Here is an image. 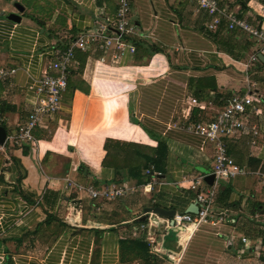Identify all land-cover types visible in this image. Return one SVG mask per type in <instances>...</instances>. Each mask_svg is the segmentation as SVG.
<instances>
[{
    "label": "crops",
    "instance_id": "1",
    "mask_svg": "<svg viewBox=\"0 0 264 264\" xmlns=\"http://www.w3.org/2000/svg\"><path fill=\"white\" fill-rule=\"evenodd\" d=\"M219 3L264 27V0ZM117 11L118 0H0V71L16 69L0 77V124L5 122L8 135L27 120L37 99L29 88L33 80L58 73L52 67L55 53L82 33L100 30L103 22L109 24L103 33H117ZM12 12L20 14L19 22L9 17ZM209 17L199 10V0H132L133 32L124 37L123 55L118 56L116 44L107 53L100 42L74 47L72 93H63L61 109L34 129V142L17 145L7 139L0 145V264H149L145 252L167 264L180 249L178 230L166 225L170 216L146 213V208L187 212L196 204L191 184L197 179L204 189L215 185L213 211L224 220L192 234L183 264H264L262 236L254 237L264 225V65L251 60L257 45L247 32L228 28L226 21L208 29ZM103 56L107 65L130 69L141 90L126 82L131 85L127 94L113 88L106 103L94 96L93 85H99L94 67ZM212 78L220 89L203 91ZM249 88L261 98L259 112L249 118L259 135L254 142L245 130L224 140L229 155L251 173L215 177L210 184L206 178L214 174L215 144L186 125L212 120L233 95ZM100 124L104 138L96 147L84 146L85 136L99 138L84 128ZM110 138L128 143L124 147L131 157L120 165L122 173L113 157L104 161ZM159 142L164 147L158 165L145 169L147 180L128 178L130 166L143 163L136 149L153 154ZM154 175V188H143ZM66 177L128 191L115 199H95L75 188L65 190ZM154 219L159 252L150 251L149 229H141L143 221ZM135 241L146 242L148 249Z\"/></svg>",
    "mask_w": 264,
    "mask_h": 264
},
{
    "label": "built area",
    "instance_id": "2",
    "mask_svg": "<svg viewBox=\"0 0 264 264\" xmlns=\"http://www.w3.org/2000/svg\"><path fill=\"white\" fill-rule=\"evenodd\" d=\"M132 8V0H118V11L114 20V27L117 33L112 35L105 34L109 24L103 22L99 25L98 31L84 32L79 35L71 46L67 49H59L55 53V59L52 67L58 70L57 74L45 73L41 78L34 79L29 88L37 94V99L32 105L28 114L27 120L22 123L19 128L12 134L8 135L10 139L17 145L23 142H34V129L42 125L45 118L58 112L62 107L63 93L67 90L68 80L70 76V67L75 57L74 47L85 49L88 44L100 42V47L107 53L110 48L116 44L119 52L118 56L124 54L127 44L124 37L133 32L130 26L129 15ZM199 10H204L209 14V20L206 22L208 29H217L223 21H226L228 28L241 29L247 32L255 41L257 47L251 56V60H258L260 54L264 56V27L253 25L247 19L238 16L234 11H228L220 6L219 0H199ZM130 46V45H129ZM130 50L134 51V47L130 46ZM117 56V58H118ZM106 58L103 56L97 61V66L104 64ZM16 69H3L0 71V77L6 79L14 74ZM260 96L249 88L245 94L233 95L224 107L216 114V116L208 122H194L186 125V130L200 136L206 141L213 142L216 147L214 158L213 173L217 179L219 178H235L239 175L251 173L244 167L239 165L227 151L225 137L238 135L241 131H249L253 136L254 142L259 135V130L254 124H249L250 115L259 112ZM194 101H196L194 99ZM3 116L0 113V120ZM2 148V147H1ZM151 173V170H147ZM263 175V173H262ZM157 175L152 176L151 181L147 182L142 187L147 190H152L154 184L158 181ZM65 190L75 188L90 196L91 198H107L115 199L118 196L125 194L128 190L116 185H106L98 188L92 184H83L75 181L71 177L65 178ZM191 189L196 191V203L199 205V211L194 214L190 212H176L171 219H166V225L177 228L178 244L180 249L178 253L172 254L167 264H183V256L192 237L198 229L206 224L216 226L223 222L224 218L221 215H215L213 211V201L215 196V185L204 189L201 187V179L192 182ZM154 215L150 214L149 216ZM143 215H140L141 217ZM159 226L157 219L148 221V224L143 221L141 229H149L148 245L151 252H159L160 246L157 245L156 230ZM193 226V230L189 236L183 232L189 231ZM247 238H243L246 241Z\"/></svg>",
    "mask_w": 264,
    "mask_h": 264
},
{
    "label": "trees",
    "instance_id": "3",
    "mask_svg": "<svg viewBox=\"0 0 264 264\" xmlns=\"http://www.w3.org/2000/svg\"><path fill=\"white\" fill-rule=\"evenodd\" d=\"M27 2H29V0H27ZM231 53L233 55H236L237 57V54H235L234 51L231 50ZM258 63H260L261 65H264V61L259 58L258 60ZM211 79V78H208V80ZM213 80V84L212 85H208V86H205L203 89V91H205V89L209 88L211 90H219V86L217 85V82H216V79L215 78H212ZM72 84V81H71V78L69 76V80H68V87H67V91L69 89V94L71 95V91H70V85ZM74 89H77V86L74 87ZM202 92V91H201ZM0 109H2V107H0ZM132 121L134 123H137L136 119H134L132 117ZM1 124L3 126H6L5 122H1ZM8 129V128H7ZM131 145L134 144L135 146H139V144L137 143H134V142H130ZM128 144L127 142H124V141H121V140H116V139H107L106 142H105V145H104V148L106 150V157L104 159L105 160H111V158L113 157V159L117 162V169H118V172L119 173H122L120 169V165L122 164H128L127 162H125V159L126 158H130L131 155H128V150H129V147L127 149H125L124 145ZM145 146H148V145H145ZM149 147V146H148ZM163 145L161 142H159L157 148H155V151L154 153L152 154L151 151H141L140 149H136V153L139 155V157L143 159V163L142 164H136V165H131L129 168L130 169V174H128V178H135L137 179V181H139V183H142V182H145L147 180L146 176H145V169H147V167L150 166V164H155L158 165V161H159V156H160V152L161 150L163 149ZM134 153V154H136ZM134 154L132 155V159H133V156ZM132 172V173H131ZM258 232L256 233V236L254 237H257L258 236H262V248L263 249V255L261 256V258L263 259L264 261V225L260 228V229H257ZM136 246H138L141 250L143 249H148V246H147V243L144 242V241H135L134 242ZM142 257L144 258V261L146 263H149V264H160V261L158 260V257L145 252L143 253Z\"/></svg>",
    "mask_w": 264,
    "mask_h": 264
},
{
    "label": "rangeland",
    "instance_id": "4",
    "mask_svg": "<svg viewBox=\"0 0 264 264\" xmlns=\"http://www.w3.org/2000/svg\"><path fill=\"white\" fill-rule=\"evenodd\" d=\"M24 17L26 19V16ZM129 70L130 69L122 68L119 66V64H114V63L112 65H107L104 63L98 66V68L94 67L93 77L95 78V80L99 82V85L98 86L93 85L94 86L93 95L96 96L102 102L103 101L105 102L113 88H116V90H122V92L127 94V91L131 89V85L126 86L125 85L126 82H128L129 84L135 83L136 86L139 87V90H141V87L143 86L140 83L141 81L140 80L132 81L129 77L130 74L128 75ZM101 125L102 124L96 125L95 127L88 129L84 128L85 134H94V137L97 136L99 137L96 139H92V137L85 136L86 141L82 139L84 146L89 148L96 147L95 145H97L100 142L99 140L104 138V135L100 132V128H98ZM88 140H91V142H89L90 145H88L89 144Z\"/></svg>",
    "mask_w": 264,
    "mask_h": 264
},
{
    "label": "water",
    "instance_id": "5",
    "mask_svg": "<svg viewBox=\"0 0 264 264\" xmlns=\"http://www.w3.org/2000/svg\"><path fill=\"white\" fill-rule=\"evenodd\" d=\"M16 7L18 8L19 11H23L24 10V6L21 3H16ZM9 17L12 20H15V21H18V22L21 20V16H20V14L18 12L10 13ZM260 57H264V56L260 54ZM7 138H8V131L5 128V126L0 124V145L1 146H3L6 143ZM206 180H208L210 184H213L214 181H215V174H210V176H208L206 178ZM146 209H147L146 213L156 212V213H159V214H162V215H167V216H170V217H172L177 212L176 209L168 210V209H164V208L158 207V206L157 207H150V208H146ZM198 211H199V205L197 203L192 205L187 210V212H191V213H197ZM147 215L148 214H145V216L142 217L141 220L145 219L147 217Z\"/></svg>",
    "mask_w": 264,
    "mask_h": 264
},
{
    "label": "bare ground",
    "instance_id": "6",
    "mask_svg": "<svg viewBox=\"0 0 264 264\" xmlns=\"http://www.w3.org/2000/svg\"><path fill=\"white\" fill-rule=\"evenodd\" d=\"M193 230V226H191L189 228V231L183 232V234L189 233L187 236H189L191 234V231Z\"/></svg>",
    "mask_w": 264,
    "mask_h": 264
}]
</instances>
